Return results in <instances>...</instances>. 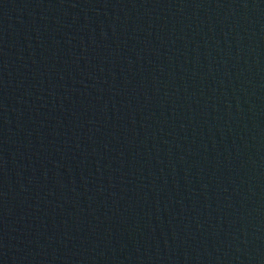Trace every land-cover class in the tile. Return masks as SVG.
Wrapping results in <instances>:
<instances>
[{
	"label": "water",
	"instance_id": "95a60500",
	"mask_svg": "<svg viewBox=\"0 0 264 264\" xmlns=\"http://www.w3.org/2000/svg\"><path fill=\"white\" fill-rule=\"evenodd\" d=\"M0 264H264V0H0Z\"/></svg>",
	"mask_w": 264,
	"mask_h": 264
}]
</instances>
